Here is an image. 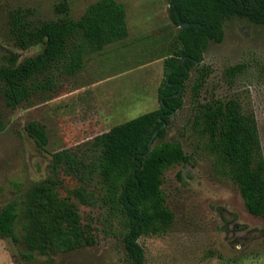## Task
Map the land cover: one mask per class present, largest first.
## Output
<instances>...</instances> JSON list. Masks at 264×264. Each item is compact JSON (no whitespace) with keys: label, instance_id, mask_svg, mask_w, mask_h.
Here are the masks:
<instances>
[{"label":"rangeland","instance_id":"1","mask_svg":"<svg viewBox=\"0 0 264 264\" xmlns=\"http://www.w3.org/2000/svg\"><path fill=\"white\" fill-rule=\"evenodd\" d=\"M96 1L0 0V64L19 63L43 49L42 44L26 50L14 45L7 24L9 11L20 8L39 24L58 18L55 6L61 2L78 19ZM115 1L126 10V39L89 52L83 68L73 75L53 69L55 88L35 92L14 110L4 108L0 100L5 125L0 131V209L49 175L52 153L83 148L111 127L158 108L163 60L176 44L177 28L168 16V3ZM223 30L222 42H209L202 62L190 71L183 106L166 127L163 140L179 143L189 160L164 172L161 188L174 220L166 233L139 238L144 264H264V219L247 211L237 186L217 166L207 138L192 123L197 103L237 98L243 110L255 116L264 158V25L233 16ZM235 66L239 70L228 74ZM198 79L202 85L195 96L192 87ZM31 121L45 126L44 149L23 131ZM61 178L63 197L81 185L76 177ZM93 186L98 193L96 183ZM70 201L95 243L59 254L54 264H130L118 222L107 208L98 200L93 205H82L74 197ZM24 252L10 238L0 240V264H43L45 258L24 260Z\"/></svg>","mask_w":264,"mask_h":264},{"label":"trees","instance_id":"2","mask_svg":"<svg viewBox=\"0 0 264 264\" xmlns=\"http://www.w3.org/2000/svg\"><path fill=\"white\" fill-rule=\"evenodd\" d=\"M168 16L177 28L176 44L163 60V80L157 89L158 108L111 127L77 150L51 154L50 173L33 183L18 199L0 209V240L10 238L25 249L26 261L45 258L54 264L59 254L93 246L94 237L82 224L70 197L82 205L101 202L119 225L121 244L130 264H144L139 238L166 233L174 214L162 191L165 170L189 158L177 142L164 141L172 113L183 106L182 94L190 71L202 62L209 42L220 43L224 22L233 16L264 25V0H166ZM54 20L33 23L20 8L7 15L10 36L26 50L41 52L19 63L0 64V100L14 110L35 92L55 88L53 69L73 75L84 56L128 36L126 10L115 0H97L74 19L65 2L55 6ZM183 24H188L183 27ZM237 66L227 70L235 74ZM50 73L39 80L40 76ZM202 75H200L201 78ZM202 80L192 87L198 95ZM193 125L207 138L215 163L238 188L247 211L264 219V158L257 122L237 98L197 103ZM165 124V126H163ZM0 111V131L4 130ZM23 131L37 147L47 145L45 126L31 121ZM76 177L81 185L61 196V176ZM94 183L98 187L95 191Z\"/></svg>","mask_w":264,"mask_h":264},{"label":"water","instance_id":"3","mask_svg":"<svg viewBox=\"0 0 264 264\" xmlns=\"http://www.w3.org/2000/svg\"><path fill=\"white\" fill-rule=\"evenodd\" d=\"M182 26H183V27H187L188 24H183ZM173 114H174V113H172L171 116H172ZM163 126H165V124H164Z\"/></svg>","mask_w":264,"mask_h":264}]
</instances>
